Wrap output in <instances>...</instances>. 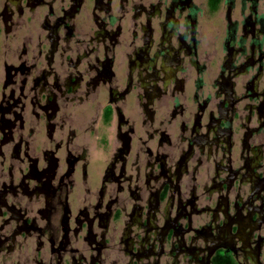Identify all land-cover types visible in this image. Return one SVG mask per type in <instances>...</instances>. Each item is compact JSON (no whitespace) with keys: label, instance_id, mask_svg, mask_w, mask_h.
Returning <instances> with one entry per match:
<instances>
[{"label":"flooded vegetation","instance_id":"1","mask_svg":"<svg viewBox=\"0 0 264 264\" xmlns=\"http://www.w3.org/2000/svg\"><path fill=\"white\" fill-rule=\"evenodd\" d=\"M0 264H264V0H0Z\"/></svg>","mask_w":264,"mask_h":264},{"label":"trees","instance_id":"2","mask_svg":"<svg viewBox=\"0 0 264 264\" xmlns=\"http://www.w3.org/2000/svg\"><path fill=\"white\" fill-rule=\"evenodd\" d=\"M209 2H220L221 0H208Z\"/></svg>","mask_w":264,"mask_h":264}]
</instances>
